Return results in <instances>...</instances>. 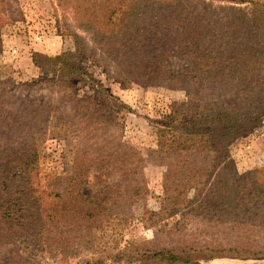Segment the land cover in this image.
Listing matches in <instances>:
<instances>
[{
	"label": "trees",
	"instance_id": "trees-1",
	"mask_svg": "<svg viewBox=\"0 0 264 264\" xmlns=\"http://www.w3.org/2000/svg\"><path fill=\"white\" fill-rule=\"evenodd\" d=\"M214 1L224 4L215 7ZM72 2L76 25L103 45L105 57L115 63L121 77L185 93L186 100L174 102L162 123L172 132L169 141L159 143L160 157L168 165L163 178L166 205L154 213L152 222L161 225V220L179 216L178 229L184 234L189 217L201 216L223 221L228 228L230 221L234 223L231 229L252 224L257 232H264V178L258 176L264 177V169L241 177L228 149L230 142L250 132L252 119L264 115V0ZM241 4H247L248 10L237 6ZM170 58L179 60L176 66L167 65ZM33 62L51 74L48 81L52 84L74 79L105 100H113L82 66L79 47L55 57L36 54ZM111 103L98 105L85 95L72 105L82 112L85 130L95 145L100 146L104 132L117 124ZM209 133L218 136V143L200 147V136ZM112 137L109 158L113 169L123 173L90 196L80 191L91 168L82 157L73 159L67 180L52 177L42 191L33 186L30 176L36 161L23 163L25 156L35 153L34 148L28 147L21 155L13 151V178L9 177L12 160H0V245L21 243L30 249L23 252L28 257L17 256V264H41L31 257L33 250L71 247L70 237L64 235L75 232L79 237L83 229L92 230L96 218L103 221L105 214L115 212L113 204L131 197L132 191L133 195L141 192L139 185H133L139 181L130 180L135 174L129 168L132 155L117 154L114 147L119 138ZM218 162L223 166L216 171ZM189 190L195 192L192 199L187 198ZM228 244L230 258L264 259V242ZM217 247L214 242L193 241L147 248L140 263L198 264L226 256V249Z\"/></svg>",
	"mask_w": 264,
	"mask_h": 264
},
{
	"label": "rangeland",
	"instance_id": "rangeland-1",
	"mask_svg": "<svg viewBox=\"0 0 264 264\" xmlns=\"http://www.w3.org/2000/svg\"><path fill=\"white\" fill-rule=\"evenodd\" d=\"M65 1L0 0V160H12L9 177L13 178V151L21 155L28 147L34 148L35 153L25 156L23 163L36 161L30 176L33 186L42 191L52 177L67 180L73 159L82 157L91 168L86 176L88 182L85 181L80 191L90 196L107 183L119 180L123 173L113 169V160L109 158L110 141L115 134L119 145L114 149H118L119 155H132L129 168L135 174L130 180H138L133 185H139L142 190L138 195L130 192L131 197L112 207L107 205L115 212L105 214L103 221L96 218L92 230L83 229L79 237L75 232L64 235L70 237L71 247L61 249L56 245L48 250H33L31 257L40 259L41 264H145L140 261L147 248H171L196 241L214 242L220 251L226 249V256L198 264H264V259L227 256L230 242H264V232H257L252 224L231 229L234 223L230 221L228 228L223 221L189 217L183 236L178 229L179 216L161 220V225L152 222L154 213L166 205L163 178L168 165L160 157L159 143L169 141L172 132L162 123L174 102L186 100L185 93L163 85H149L142 79L136 82L121 77L115 63L105 57L103 45L76 25L72 0ZM223 4L214 1L215 7ZM237 6L248 10L247 4ZM77 47L82 66L93 75L98 86L113 96V100H106L114 105L117 124L104 132L100 146L92 143L82 112L72 105L85 95L98 105L107 102L102 94L74 79L52 84L48 81L51 74L33 62L36 54L55 57L75 52ZM177 61L170 58L167 65L176 66ZM248 126L249 133L228 145L233 168L241 177L264 169V115L252 119ZM218 139L214 133L202 135L199 146L208 148L216 145ZM96 148L100 149L99 153ZM99 161H103L100 166ZM216 165V171L221 170L223 165L220 162ZM186 194L192 199L195 192L189 190ZM24 251L30 249L21 243L0 245V264H17L18 255L28 257Z\"/></svg>",
	"mask_w": 264,
	"mask_h": 264
}]
</instances>
